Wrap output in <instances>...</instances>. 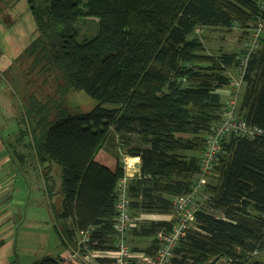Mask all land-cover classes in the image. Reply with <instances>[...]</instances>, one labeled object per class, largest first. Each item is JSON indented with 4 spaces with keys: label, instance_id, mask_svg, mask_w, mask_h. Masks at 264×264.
I'll return each instance as SVG.
<instances>
[{
    "label": "trees",
    "instance_id": "trees-1",
    "mask_svg": "<svg viewBox=\"0 0 264 264\" xmlns=\"http://www.w3.org/2000/svg\"><path fill=\"white\" fill-rule=\"evenodd\" d=\"M27 2L36 36L22 55L34 59L41 75L56 69L60 76L55 78L58 97L44 102L32 95L23 106L22 120L32 136L24 146L34 152L48 185L50 166L60 167L63 199L52 204L62 243L75 246L87 232L95 249L112 251L125 161L118 156L109 168L97 156L114 135L128 148L125 155L140 159L139 174L126 183L133 219L174 214L175 198L193 192L207 138L223 119L218 90L230 85L227 72L239 68L245 54V46L236 55L209 52L196 31L248 29L249 41L257 23H264V0ZM87 19L96 20L92 31L84 26ZM258 47L243 75L236 117L263 134H228L221 140L208 177L216 182L207 180L203 188L209 210L197 200L194 227L172 249L169 264H264V28ZM70 90L85 92L97 106L70 114L63 104ZM17 134L20 143L21 127ZM132 135L139 144H131ZM11 152L18 162L28 158ZM171 227L172 221H139L127 243L129 235L150 240L145 248L131 249L154 257L161 248L158 234Z\"/></svg>",
    "mask_w": 264,
    "mask_h": 264
},
{
    "label": "rangeland",
    "instance_id": "rangeland-1",
    "mask_svg": "<svg viewBox=\"0 0 264 264\" xmlns=\"http://www.w3.org/2000/svg\"><path fill=\"white\" fill-rule=\"evenodd\" d=\"M84 21V26H88V30L92 31L96 20L87 19ZM247 31L248 29L227 31L203 28L197 29L196 33L209 52L216 53V51L221 50L227 54L236 55L242 52L243 44L245 46L248 41L250 35L245 33ZM35 36L36 22L27 0H0V130L5 131L6 135L8 134L5 138L12 150L24 153L28 157L25 162H18V165L24 173L31 170L34 180V184L29 179L28 184H25L23 180L18 178L12 186L14 197L19 202V209L14 211L16 214L14 222L19 232L15 250L19 252L23 264H34V261L43 260L47 255L56 254L58 256L62 251H65L61 238L56 231L53 210V204L58 205L63 199L60 191L62 180L60 167L54 164L50 166L48 171L52 181L48 185V180L41 177L43 176L41 172L44 171L41 170L38 159L34 157V152L31 154L26 151L24 146L30 143L32 139L31 134L26 129V123L22 120L24 116L23 106L28 103L29 97L34 95L39 100H44V102L47 101L48 97H58L56 95L58 82L55 81L56 76H60L58 70L53 69L52 72L41 75L40 71L35 70L34 59L29 57L24 59L22 55L24 49L31 44ZM14 57H16V61L14 60L12 70L9 68L4 71L8 66L7 64L10 61L12 62ZM238 75L239 73L236 77ZM59 83L62 84L61 81ZM63 104L70 114L76 115L92 111L98 102L85 92L70 90L64 97ZM14 116L15 119H13ZM20 127L25 135L21 138L23 141L17 143L15 139L19 137V134L16 133L15 135L14 132H17ZM2 137H4L3 134ZM120 142L121 139H117L114 135L113 138L110 137L104 149L97 156L98 161L105 163V165L115 166L116 159L120 156L127 163L131 157L125 155L128 148L120 147ZM132 143L139 144L137 135H132ZM13 158L17 161L14 154ZM39 178H43L45 184L41 180L38 181ZM208 180L212 185L216 182L213 175ZM48 186L52 189L50 192L52 193V205V201L46 199L47 191H49ZM203 191L204 189L196 192L193 197V206L197 209L198 200L201 209L209 210L204 202ZM206 196L208 197L207 194ZM177 199L178 197L174 200V207ZM20 217L26 219L22 230L19 229L24 222L20 221ZM154 218H158V215H141L139 220L133 219L134 227L137 226L139 221H149L154 220ZM37 220H42L44 223H36ZM192 227H194V224ZM129 237L128 245L132 249H141L150 244V240L142 241L130 235ZM72 247L74 248V246ZM68 249L70 248L66 247V250ZM46 251L48 254H46ZM225 263L223 260L218 262V264Z\"/></svg>",
    "mask_w": 264,
    "mask_h": 264
},
{
    "label": "built area",
    "instance_id": "built-area-1",
    "mask_svg": "<svg viewBox=\"0 0 264 264\" xmlns=\"http://www.w3.org/2000/svg\"><path fill=\"white\" fill-rule=\"evenodd\" d=\"M263 28L264 23L260 20L256 27L253 28L249 41L245 44V54L241 56L238 68L239 79L230 83L231 100L225 108L223 119L207 138L206 150L201 163V172L196 180V185L191 194L178 197L175 203L171 230L158 234L161 248H159L157 254L154 257H148L143 253H135L127 243V235L134 227V222L129 209V198L126 195L127 180L125 178L119 186L121 199L117 205L118 215L114 226L117 233L115 249L112 251L95 249V243L91 242L90 234L81 232L77 246L68 257L60 259L57 264H97V260H107L111 264H133L135 260L137 264H169L172 249L184 238L195 222L196 209L193 206V197L196 192L203 190L209 175L213 171L214 162L220 153L221 140L228 134L246 138H255L263 134L261 129L249 126L244 120L236 117L243 75L247 69L251 54L259 46Z\"/></svg>",
    "mask_w": 264,
    "mask_h": 264
},
{
    "label": "crops",
    "instance_id": "crops-1",
    "mask_svg": "<svg viewBox=\"0 0 264 264\" xmlns=\"http://www.w3.org/2000/svg\"><path fill=\"white\" fill-rule=\"evenodd\" d=\"M243 49H244V44H243ZM237 73H239L238 68L232 67L228 70L227 75L232 78V81H235L239 79V75L238 77H236ZM243 87H244V83H242V87L240 90L241 93L239 96V103H240V98L243 92ZM218 93L221 96V101L225 106L224 108H226L228 102L231 100V97H232L230 86L223 87L222 89L218 90ZM13 119H15V116L13 117ZM18 131L19 129L17 130V132H14L15 135L16 133H18ZM2 134L4 135V137H2ZM6 136H8V134L6 135L5 131L0 130V264H23L22 260L20 259L19 252L15 250V243L17 240V236L19 235V232L17 230V225L14 222V218L16 216L14 211L15 209H19L18 208L19 202L14 197L12 186L17 181L18 178L20 180H23L25 184H28V179L30 180L32 184H34V180L31 175V170H29L27 173H24L22 170H20V167L18 165L20 162L18 163V161H16L13 158V155L11 152L12 149H11V146L7 143V140L5 138ZM102 164L105 165V163H102ZM106 166L109 168L115 167V166H110V165H106ZM125 171H126V176H125L126 180L128 178L133 177L134 175L139 174L140 159L139 158H129L125 166ZM41 175H42V172H41ZM41 177H44V176H41ZM39 180L44 182L43 178L41 179L39 178L38 181ZM46 199H49L53 203V200L50 199V197L48 196V193H47ZM154 220L169 222L173 220V214L158 215V218H154ZM20 221L24 222L23 225L19 229V230H22V227L24 226L26 219H23L22 217H20ZM35 222L36 223L39 222L40 224L44 223L42 220H37ZM141 240L144 241L146 239L143 238ZM148 245L149 244H147L146 246ZM63 246L65 248V251H62L58 256H56V254H50V255H47L43 260L34 261V264L42 262L46 259H55L59 261L61 258L68 257L70 253L72 252V250H74V248L77 245H75L74 248L72 247L73 245H69L68 247L63 244ZM146 246H144L143 248H145ZM66 247L70 249L66 250ZM46 254H48L47 251H46Z\"/></svg>",
    "mask_w": 264,
    "mask_h": 264
},
{
    "label": "water",
    "instance_id": "water-1",
    "mask_svg": "<svg viewBox=\"0 0 264 264\" xmlns=\"http://www.w3.org/2000/svg\"><path fill=\"white\" fill-rule=\"evenodd\" d=\"M209 264H218V263H217V260H213Z\"/></svg>",
    "mask_w": 264,
    "mask_h": 264
}]
</instances>
